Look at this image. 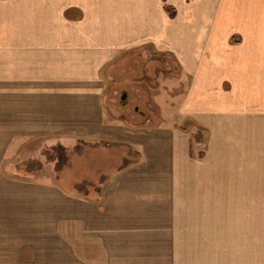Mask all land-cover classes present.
<instances>
[{"label": "crops", "instance_id": "1", "mask_svg": "<svg viewBox=\"0 0 264 264\" xmlns=\"http://www.w3.org/2000/svg\"><path fill=\"white\" fill-rule=\"evenodd\" d=\"M145 49L173 57L179 122L203 126V144L197 127L106 121L102 71ZM75 130L139 156L97 199L0 169V264H194L259 247L264 169L226 161L264 156V0H0V156Z\"/></svg>", "mask_w": 264, "mask_h": 264}, {"label": "rangeland", "instance_id": "2", "mask_svg": "<svg viewBox=\"0 0 264 264\" xmlns=\"http://www.w3.org/2000/svg\"><path fill=\"white\" fill-rule=\"evenodd\" d=\"M102 75L106 80L103 102L108 123L130 128L144 125L149 130L172 126L190 131L197 127L198 132L205 135L206 129L191 118L183 124L179 122L181 117L175 88L183 81L181 71L170 55L155 53L150 49L132 50L117 58L113 65L105 67ZM123 92L126 93V102L120 101ZM258 107L262 108L261 105ZM107 141L90 138L83 130L65 131L43 142L37 140L30 145L9 146L5 156H0V169L19 178H50L81 195L97 199L114 179L112 172L118 168L124 169L139 156L137 149L131 145ZM122 156L127 157L126 161ZM192 157L196 159V156ZM226 166L264 169V156H227ZM262 201L257 203L260 216H264V207H260ZM242 216L247 222L254 220L246 212ZM263 221L258 218L260 224L249 226L253 231L252 238H260L259 247L244 251L214 250L240 254L198 256L194 258V264H264ZM223 236L225 246H237L232 238L238 239L240 236L230 232Z\"/></svg>", "mask_w": 264, "mask_h": 264}, {"label": "trees", "instance_id": "3", "mask_svg": "<svg viewBox=\"0 0 264 264\" xmlns=\"http://www.w3.org/2000/svg\"><path fill=\"white\" fill-rule=\"evenodd\" d=\"M165 10H166L170 15L173 16L174 11H173L172 8H170V7H168V6H165ZM182 129L186 130V128H182ZM195 140H196L197 142L203 144V140H204L203 132H199V133L195 136ZM200 155H201V154H200ZM204 157H205V156H202V155H201V156H198V159H199V160H203Z\"/></svg>", "mask_w": 264, "mask_h": 264}, {"label": "flooded vegetation", "instance_id": "4", "mask_svg": "<svg viewBox=\"0 0 264 264\" xmlns=\"http://www.w3.org/2000/svg\"><path fill=\"white\" fill-rule=\"evenodd\" d=\"M125 100H126V93L123 92V94H122L121 97H120V101H121V102H126ZM124 104H125V103H124ZM135 110L137 111L138 109L135 108Z\"/></svg>", "mask_w": 264, "mask_h": 264}]
</instances>
